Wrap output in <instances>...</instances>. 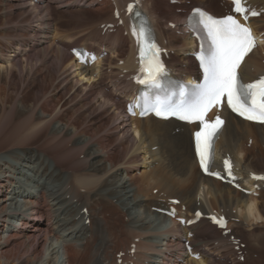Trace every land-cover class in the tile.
<instances>
[{
	"label": "bare ground",
	"instance_id": "6f19581e",
	"mask_svg": "<svg viewBox=\"0 0 264 264\" xmlns=\"http://www.w3.org/2000/svg\"><path fill=\"white\" fill-rule=\"evenodd\" d=\"M127 1L131 0H0V28L5 26L0 35L6 36L5 43H0V133L7 125L22 124L20 128L32 136L31 142L57 165L46 156L39 158L29 148L20 149L22 153L12 152L21 163L7 167L0 164V264H37L49 238L56 243L62 239L58 248L65 264H88L92 248L96 250L95 264H210V258L204 255L213 253L218 260L231 264H262L264 251L263 255L258 253L264 248V230L258 233L256 227L262 229L264 225V181L248 176L264 174V169L256 170L264 168V124L240 120L224 108L220 111L225 122L215 144V164L221 168V158L229 156L241 186L249 190L244 193L201 175L192 148L196 125L151 116H125L123 103L134 89L131 76L137 67L136 46L123 16ZM140 1L152 19L157 40L166 48L169 69L181 77L198 76L196 63L188 55L194 50L192 40L183 28L190 7L172 4L173 0ZM203 2L204 8L216 16L230 12L231 4L226 0ZM246 4L260 12L249 21L264 39V0H246ZM114 8L121 24L114 18ZM73 10L90 11L85 18L90 25L86 32H67L57 19L58 11ZM26 14L31 21L13 24ZM37 17L39 27L24 29ZM168 21L174 22V27H169ZM64 24L69 25L66 20ZM50 33L62 38L49 39ZM46 45L45 54L54 51L56 68L26 65L32 51ZM75 46L107 54L104 52L101 62L92 65L76 64L67 52ZM17 61L22 65L14 64ZM40 62L43 65L47 61ZM239 72L246 82L264 74V44L256 45L244 58ZM11 88L22 92L19 96L13 93V97L6 93ZM18 134L17 138L22 136ZM14 146L26 145L1 141L0 152ZM251 149L257 153L251 155ZM37 163L38 167L33 166ZM18 166L24 168L18 173L37 187L36 192L20 182ZM17 196L24 199V208L16 203L13 207L7 205ZM172 198L179 200L176 208L182 216L191 217L195 210L225 214L229 232L222 235V230L204 218L188 227L180 225L174 218L151 209L164 208ZM51 211H55L51 217L57 219L55 229L63 226L57 231L47 219ZM85 219L88 224L83 222ZM155 219L164 222L163 226L151 227ZM95 221L103 222L106 232H96ZM3 228L6 230L2 233ZM187 233L191 237H186ZM184 237L191 241L192 252H197L198 258L185 252ZM94 238L99 239L96 243L101 241L96 247L92 246ZM231 238L239 239L242 260L232 246L228 254L220 252L219 248Z\"/></svg>",
	"mask_w": 264,
	"mask_h": 264
},
{
	"label": "snow or ice",
	"instance_id": "6c2138e0",
	"mask_svg": "<svg viewBox=\"0 0 264 264\" xmlns=\"http://www.w3.org/2000/svg\"><path fill=\"white\" fill-rule=\"evenodd\" d=\"M233 5L234 11L242 14L246 21L249 15H259L256 11L242 6L241 0H233ZM128 10L132 12L133 5L130 4ZM136 15L139 16L140 13L137 12ZM193 17H198V23L203 25L211 40L210 55L201 57L205 83L199 86L198 93L190 102L177 104L170 102L168 97H157L141 111V115L151 111L164 119L178 116L189 122L200 121L203 127L195 133L200 166L209 174L218 176V173L210 172L211 144L224 122L219 116L212 122H206L205 116L214 105H220L222 98L226 96L227 105L233 112L248 120L264 123V77L254 83L244 84L238 73L244 57L255 47L249 27L240 24L232 15L217 19L200 8L194 9ZM193 17H189V20ZM145 23L146 21L139 26H133V35L136 36L139 47L140 72L144 74V78L137 77V81L159 87V77L166 69L160 60L161 49L154 42V34L149 27H145ZM224 165L231 175L230 162L225 160ZM253 179L264 180V176L253 175ZM199 215L197 213V217ZM212 219L223 223V217L219 220L216 217Z\"/></svg>",
	"mask_w": 264,
	"mask_h": 264
},
{
	"label": "rangeland",
	"instance_id": "374dc122",
	"mask_svg": "<svg viewBox=\"0 0 264 264\" xmlns=\"http://www.w3.org/2000/svg\"><path fill=\"white\" fill-rule=\"evenodd\" d=\"M188 1H190V4L188 5ZM204 0H200V1H196V0H183L182 2H180V5L181 6H185V5H187L188 7H190L191 5H193L194 3L195 4H200V5H204V2H203ZM187 3V4H186ZM174 4V3H173ZM177 8V7H176ZM38 12L40 13V11L38 10ZM60 12V14H58V20H60V22L65 26L64 27V30L65 31H67V32H70V33H72V34H81V33H84V32H86V30H87V28H89V26L90 25H88L87 24V21H86V16H88V15H90V11H88V10H77V11H75V10H73V11H58V13ZM41 16H43V14H40V16L39 17H41ZM31 18L30 17H28V14H26V15H24V16H21V17H18L16 20H15V22L13 23L14 25H17V24H19V25H24L25 24V22H23V21H31L30 20ZM37 19V20H36ZM32 23H30L29 25H28V27H25L24 29H28V31H31V30H34V28H36V26L37 27H39V25L38 24H40V21H38V17L36 18ZM1 18H0V22H1ZM67 21L68 22V24L69 25H65L64 24V21ZM35 23L37 24V25H35ZM31 24L33 25H35V27H33V26H31ZM7 27V26H6ZM38 30H40L41 31V29H38ZM38 30H37V32H38ZM5 32V26L4 27H2V28H0V33H4ZM22 32H26L25 30H23ZM52 35V36H51ZM5 37L6 36H2V35H0V43H5V41H6V39H5ZM54 39L55 41H58L59 39H61L62 38V36H55L54 34H52V33H50L49 34V39ZM11 40H14V39H10V41ZM14 43L15 42H19L18 40H14L13 41ZM7 46V45H6ZM45 47H48L47 45L46 46H44V47H39L38 49H36V50H34V51H32V52H34V54L33 55H31V56H28L27 57V62H26V65H28V66H31V67H41V68H43V67H49V68H56V66H55V58H54V51L52 50V49H50L49 50V52H47L48 54H45ZM10 48H11V46H9V48H8V50L10 51ZM65 51V50H64ZM68 52V51H67ZM66 51H65V54H68ZM41 59H45L47 62L46 63H42L43 65H41ZM22 61H26V60H22ZM22 61H21V63H20V61H17V62H15L14 64H17V63H20L21 65H22ZM122 63V61L121 60H119L118 61V64L120 65ZM17 68V67H16ZM20 90H23V87L21 86L20 88H19ZM19 89H9V90H6V93H8V94H10L11 96H13L14 97V94L13 93H17L18 92V96L21 94V92L22 91H20ZM12 91V92H11ZM19 92H20V94H19ZM12 93V94H11ZM8 126V125H7ZM6 126V129H5V132H4V129H3V131L0 133V142L1 141H3V143L4 142H11V141H13V142H21V143H24L26 146H20V147H17V146H14V147H8L7 149H6V151L5 150H2V152H0V164H3V167H7L8 165H11V163L12 164H15V163H18L19 164V160H17L15 157H16V155H14L12 152L14 151L15 153L17 152V153H22L21 152V150L20 149H26V148H29V150L28 151H30V152H35V154L40 158L41 157V155H43V156H46L47 158H48V160L52 163V165H55V166H57L56 165V163L51 159V158H49L47 155H46V153H44V152H41L38 148H37V146H36V144L35 143H32L31 141L33 140V138H32V136L31 135H26V131H25V128H20V127H23V125L22 124H17V125H13V124H11V125H9L8 127ZM14 128H13V127ZM8 128V129H7ZM11 128V129H10ZM22 129V130H24L23 131V134H22V131H21V133L19 132L20 130ZM6 130H7V133H6ZM19 130V131H18ZM4 132V133H3ZM19 133L18 134V137L20 136V135H22V136H20L19 138H17V133ZM130 133H131V131H130ZM2 134V135H1ZM131 134H134V133H131ZM130 134V135H131ZM35 147V148H34ZM256 150V149H255ZM255 150H253V149H251L250 151V153H251V155H254V153L256 154L257 152L255 151ZM82 156L83 155H81L80 156V158H82ZM11 157V158H10ZM13 159V160H12ZM33 160H35V158H33ZM40 161H42L41 159H40ZM53 161V162H52ZM69 161V160H68ZM8 163V164H7ZM21 163V162H20ZM38 165H39V163H37V164H33V166H36V167H38ZM52 165H50V167H52ZM17 168H19V169H17L16 170V172L18 173V171H21V170H23L24 168H21V167H17ZM54 170H56L55 168H53ZM259 169V170H258ZM264 168L263 167H258L256 170H258V171H260V170H263ZM52 170V169H51ZM40 171V170H39ZM142 171V170H141ZM140 172V171H139ZM16 173V174H17ZM27 173L28 174H31V170L29 171V170H27ZM22 174L21 173H18L17 174V176H19V178H20V182L23 184V185H28V189H30V190H34L35 192L37 191V187H32L31 186V183H28V181H25V176H21ZM49 182H51V180H49ZM66 182V181H65ZM51 187V186H50ZM39 189H41V187H39ZM38 189V190H39ZM27 190V189H26ZM22 191H23V189H22ZM153 193H155V189L152 191ZM260 199L261 200H263V198H262V196H260ZM24 200V199H23ZM22 200V198L21 197H15V199L14 200H8L6 203H7V205L8 206H10V205H12V207H13V203H16V205H18L19 207H22V208H24V202L25 201H23ZM12 202V203H11ZM52 203H53V201H49L48 202V204H49V206H52ZM90 207V209H91V206H89ZM155 208H157L156 206H152L151 207V209H155ZM72 210V209H71ZM73 211V210H72ZM52 212V211H51ZM83 212H86V210H85V208H83ZM11 213V212H10ZM55 213V211H53L52 213H47V219H50V221H51V227H52V229H53V231H57V229L58 228H61V227H63V226H57V229H55L56 228V221H57V219H53L54 218V216H53V218L51 217L53 214ZM73 214V213H72ZM63 215V217H66V218H70L71 217V215H69V214H66V215H64V214H62ZM62 215H61V217H62ZM69 215V216H68ZM141 215H143V213L141 214ZM94 218L95 219H97L95 216H94ZM98 220L100 221V218H98ZM156 221L155 222H153V223H150V226L151 227H156V226H159V225H161V226H163V224H164V222H159L158 223V220L157 219H155ZM237 219H235V221H236ZM11 220H8L7 221V223H9ZM82 222V221H81ZM83 222H85V224H88L89 223V221H88V219H85ZM262 222L264 223V219L262 220ZM7 223H6V225H7ZM93 225H94V227H95V231L96 232H98V231H105L106 232V230L104 229V226H103V222L102 223H97V221H95L94 223H93ZM68 226V225H67ZM4 230H6L5 228H3V231H2V233L4 232ZM261 230H264V225H262V229L260 228V227H256V232H258L259 233V231H261ZM71 231V230H70ZM69 232V230H67V232H64V234H67ZM63 232H61V234H62ZM3 234H1V236H2ZM68 238V237H67ZM103 238V237H102ZM159 239L160 238H153V240H155L156 242L157 241H159ZM51 240H53V241H51ZM99 239H95L94 238V241L92 242V246H94V247H96L97 246V243L99 244L101 241H99V242H97L96 243V241H98ZM161 240V239H160ZM163 240V239H162ZM62 241V239H60L57 243L56 242H54V238L52 239H48L47 240V245H45V250H44V252H43V257L41 258V261L40 262H38L37 264H49V263H51V262H53L54 264H65V262H64V257H63V255H62V253H61V250L58 248V244L60 243ZM252 241V240H251ZM210 244H211V241L209 242ZM52 244H53V246H57V247H55L54 248V250L53 251H51L52 250V248H53V246H52ZM208 244V243H207ZM223 244H225V242H223ZM248 244H249V241H248ZM51 245V246H50ZM214 245H212V246H210V247H213ZM230 247H231V245L229 244V241H228V243H227V245H224V247L223 248H219L220 249V252L222 253V254H228V251H229V249H230ZM264 248H261L260 249V251H259V255H263L262 254V252L264 251L263 250ZM108 250H111V249H108ZM96 250L94 249V248H92V256H91V258L89 259L90 261H88V264H95L94 263V259H95V255H94V252H95ZM207 253V252H206ZM264 253V252H263ZM120 254L118 253V254H116V256L118 257ZM205 257H208V258H210V264L211 263H213V264H231L230 262H225V261H223V260H218V258L214 255V253H213V255H204ZM263 257H264V255H263ZM260 258L262 261H261V263L263 264L264 263V258ZM185 258H188L187 256L185 257ZM243 262H241V263H239V264H242ZM249 263V262H248ZM177 264H181V262H178ZM245 264V263H244Z\"/></svg>",
	"mask_w": 264,
	"mask_h": 264
}]
</instances>
